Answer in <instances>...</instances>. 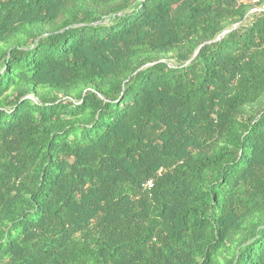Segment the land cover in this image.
I'll return each mask as SVG.
<instances>
[{
	"label": "trees",
	"instance_id": "obj_1",
	"mask_svg": "<svg viewBox=\"0 0 264 264\" xmlns=\"http://www.w3.org/2000/svg\"><path fill=\"white\" fill-rule=\"evenodd\" d=\"M263 8L0 0V264H264Z\"/></svg>",
	"mask_w": 264,
	"mask_h": 264
},
{
	"label": "rangeland",
	"instance_id": "obj_2",
	"mask_svg": "<svg viewBox=\"0 0 264 264\" xmlns=\"http://www.w3.org/2000/svg\"><path fill=\"white\" fill-rule=\"evenodd\" d=\"M256 0H243V2H246L248 4H254ZM263 11H264V8H263ZM255 12V11H254ZM264 108V98H262L258 104L252 106V107H249L248 110L251 111V112H256V111H259L261 109Z\"/></svg>",
	"mask_w": 264,
	"mask_h": 264
},
{
	"label": "built area",
	"instance_id": "obj_3",
	"mask_svg": "<svg viewBox=\"0 0 264 264\" xmlns=\"http://www.w3.org/2000/svg\"><path fill=\"white\" fill-rule=\"evenodd\" d=\"M152 188H153V181L151 180V181H148V182L146 183V185H145V189L150 190V189H152Z\"/></svg>",
	"mask_w": 264,
	"mask_h": 264
},
{
	"label": "water",
	"instance_id": "obj_4",
	"mask_svg": "<svg viewBox=\"0 0 264 264\" xmlns=\"http://www.w3.org/2000/svg\"><path fill=\"white\" fill-rule=\"evenodd\" d=\"M226 33H228V32H225L224 34H226Z\"/></svg>",
	"mask_w": 264,
	"mask_h": 264
}]
</instances>
